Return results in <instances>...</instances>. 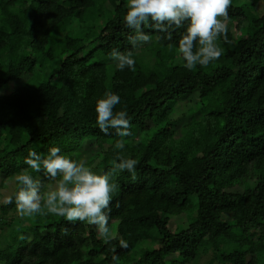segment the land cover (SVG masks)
<instances>
[{"label":"trees","instance_id":"1","mask_svg":"<svg viewBox=\"0 0 264 264\" xmlns=\"http://www.w3.org/2000/svg\"><path fill=\"white\" fill-rule=\"evenodd\" d=\"M126 3L0 0V172L13 178L30 148L88 135L106 145L112 170L120 137L95 123L108 91L136 129L122 154L138 161L135 176L113 172L108 213L128 248L55 215L14 230L2 209L13 202L0 205V264H264V0H232L223 54L206 67L177 58L183 29L169 40L144 28L153 41L134 50V71H118L107 53L131 49Z\"/></svg>","mask_w":264,"mask_h":264},{"label":"clouds","instance_id":"2","mask_svg":"<svg viewBox=\"0 0 264 264\" xmlns=\"http://www.w3.org/2000/svg\"><path fill=\"white\" fill-rule=\"evenodd\" d=\"M232 0H127L123 21L134 34L128 38L130 50L113 48L107 53L116 70H135L134 50L150 44L151 34L144 28L166 33L172 39L170 29H183L176 43L177 58L183 67L192 70L203 68L218 60L224 49L220 39L227 42L228 8ZM121 103L117 92L108 91L95 104V123L105 135L115 130L120 137L114 144L117 152L112 161V170L98 173L82 159H74L63 154L61 148L50 147L46 154L30 148L24 157L28 168L15 174L17 190L5 196L0 203L15 202L21 217L55 215L70 222H86L95 225L98 236L106 243L117 240L121 248H128V241L111 233L109 205L118 184L113 178L115 170H127L135 176L138 161L123 155L125 137H130L131 117L126 110L114 111ZM28 169L43 173L54 181L47 192L42 191L41 179L34 177ZM113 262L118 258L113 256Z\"/></svg>","mask_w":264,"mask_h":264},{"label":"rangeland","instance_id":"3","mask_svg":"<svg viewBox=\"0 0 264 264\" xmlns=\"http://www.w3.org/2000/svg\"><path fill=\"white\" fill-rule=\"evenodd\" d=\"M190 119H192V118H190ZM134 130H136V129L131 127V132H132L131 137H136ZM124 140H127V137H125ZM61 150H62L63 154L69 155L70 157H72L74 159L84 160L88 166L92 167L93 170L98 172V173L107 172L106 171L107 166L111 165L110 161L112 158H108V159L104 158V155H107L106 145L98 144L97 142H95V140L93 139V137L91 135H88V137L85 138L83 141L77 142L76 140H73L67 146V148H61ZM47 151H48V149H44V151H42V154H46ZM253 171H256V165L253 166ZM125 174H126V177L128 175H130V173L129 174L125 173ZM10 177L11 176L7 175L5 172H0V201H2L5 196L11 195L17 190V184L15 182L14 177L13 178H10ZM36 177L39 179H42L43 175L42 176L40 175V177H38V176H36ZM50 186H52L50 179L42 181V191L43 192H47ZM1 204H3V203H0V205ZM2 209L8 210V213L6 214V216L8 218L7 220H10L11 216L15 215L13 226H12V228H14V230L16 229V227L18 225H21L20 222H21V219L23 217H21L17 213L16 206H14V208H10V207L8 208L5 206ZM14 209H15V211H14ZM0 216H1V214H0ZM227 216L228 215H226V217ZM15 223H17V224L15 225ZM7 229L10 230V227H8ZM15 232L18 234L16 237L20 238L21 234H22V232L20 230L14 231L13 233L10 234V236L12 237ZM155 244L156 243H154L153 245L155 246ZM144 249L140 250L141 254H142V252H144ZM207 257H202L200 259L199 264H205V260L207 259ZM127 259H129V258H127Z\"/></svg>","mask_w":264,"mask_h":264}]
</instances>
